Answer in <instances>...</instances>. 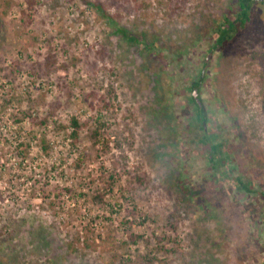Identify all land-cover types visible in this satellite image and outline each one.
I'll use <instances>...</instances> for the list:
<instances>
[{"label":"rangeland","instance_id":"1","mask_svg":"<svg viewBox=\"0 0 264 264\" xmlns=\"http://www.w3.org/2000/svg\"><path fill=\"white\" fill-rule=\"evenodd\" d=\"M235 4L0 0V264L264 263V0L210 53Z\"/></svg>","mask_w":264,"mask_h":264},{"label":"trees","instance_id":"2","mask_svg":"<svg viewBox=\"0 0 264 264\" xmlns=\"http://www.w3.org/2000/svg\"><path fill=\"white\" fill-rule=\"evenodd\" d=\"M235 7L237 8V18L233 21H230L227 25H222L218 28L217 39L214 46L211 48L210 53L215 52L217 50L223 51L225 50L231 43V41L235 38V35L244 28V26L250 21L251 12L253 11V4L255 0H235ZM91 6H94L99 12L100 16L106 18L108 23L113 25L116 34H120L122 38L128 41L131 44L139 43V38L129 32L127 29L122 28L115 20L105 11L101 4L91 3ZM209 53V55H210ZM263 62H262V70L258 78L259 84V92L256 93L255 97L259 100V108L257 110V119L260 121H264V54H262ZM48 63H55L52 61V58L48 60ZM206 77V73L203 71L199 74V79L193 82L192 87H194V94L192 97V105L195 107L197 111L196 122L200 124H207L209 118L207 117V111L201 100L200 96H198V92L200 93L201 83ZM72 126L74 127V131L71 133V137H73L74 142L78 140V130H79V121L74 118L72 121ZM207 139V138H206ZM45 142V141H44ZM46 147V142L44 144V149ZM216 148V147H215ZM239 189L251 192V188L248 186L246 182L242 179H237L235 184ZM264 199V195H262ZM260 243V241H259ZM264 249V243L260 244ZM264 264V263H263Z\"/></svg>","mask_w":264,"mask_h":264}]
</instances>
